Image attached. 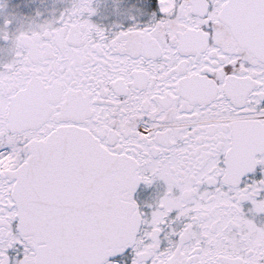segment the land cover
<instances>
[{
    "label": "flooded vegetation",
    "instance_id": "flooded-vegetation-1",
    "mask_svg": "<svg viewBox=\"0 0 264 264\" xmlns=\"http://www.w3.org/2000/svg\"><path fill=\"white\" fill-rule=\"evenodd\" d=\"M166 1L0 0V159L19 154L0 173V264H264V61L231 0ZM73 128L132 177L92 195L105 232L58 258L13 189L32 145ZM78 191L59 198L84 212Z\"/></svg>",
    "mask_w": 264,
    "mask_h": 264
},
{
    "label": "water",
    "instance_id": "water-1",
    "mask_svg": "<svg viewBox=\"0 0 264 264\" xmlns=\"http://www.w3.org/2000/svg\"><path fill=\"white\" fill-rule=\"evenodd\" d=\"M227 16L236 40L264 61V0H231ZM240 148L241 138H236L235 151ZM119 170L132 177V170L114 161L93 136L79 129L59 130L34 144L29 160L17 174L13 192L22 230L46 245L55 242L56 257L67 258L69 255L59 253L64 251L65 241L79 249L84 237L96 227L99 233L105 232L100 231L102 226L98 222L102 217L100 203L105 205L107 200L92 195H112L120 186L121 177L115 175ZM67 179L73 180L72 185L82 186V193L89 194L84 212H70L64 199L51 198L52 193L67 187ZM125 224L130 230L127 217Z\"/></svg>",
    "mask_w": 264,
    "mask_h": 264
},
{
    "label": "bare ground",
    "instance_id": "bare-ground-1",
    "mask_svg": "<svg viewBox=\"0 0 264 264\" xmlns=\"http://www.w3.org/2000/svg\"><path fill=\"white\" fill-rule=\"evenodd\" d=\"M166 5H163V8L168 11L173 7V0H167ZM13 152V153H12ZM11 152V155L7 157L6 159L2 158L0 159V171L4 170L6 168H10L13 166L15 159L18 157V153H14V151Z\"/></svg>",
    "mask_w": 264,
    "mask_h": 264
}]
</instances>
